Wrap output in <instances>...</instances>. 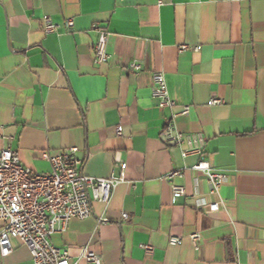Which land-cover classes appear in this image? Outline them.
Segmentation results:
<instances>
[{
  "label": "crops",
  "instance_id": "0c3cea01",
  "mask_svg": "<svg viewBox=\"0 0 264 264\" xmlns=\"http://www.w3.org/2000/svg\"><path fill=\"white\" fill-rule=\"evenodd\" d=\"M46 18L75 26L47 35ZM95 24L110 32L107 64L94 60ZM155 72L177 110L190 108L175 124L207 139L202 156L161 140L171 112L152 98ZM0 127V151L33 173L76 148L83 174L124 176L109 205L51 237L73 260L87 249L102 264H264V0H0ZM200 159L225 177L218 193L188 169ZM181 170L172 183L186 197L175 198L167 177ZM13 245L0 264H33Z\"/></svg>",
  "mask_w": 264,
  "mask_h": 264
},
{
  "label": "built area",
  "instance_id": "2783aa9c",
  "mask_svg": "<svg viewBox=\"0 0 264 264\" xmlns=\"http://www.w3.org/2000/svg\"><path fill=\"white\" fill-rule=\"evenodd\" d=\"M75 23L69 19L61 27L51 19L43 22L45 34H57L62 30L72 32ZM97 36L94 44V60L96 64H107L110 61L108 44L110 32L107 28L95 24L92 28ZM197 46L182 45L179 53L186 51L198 52ZM129 68L140 71V64L132 63ZM152 98L159 109L169 110L168 119L162 133L161 140L167 146H182L186 143L181 155L184 159L203 155L207 139L201 134H184L178 131L175 120L179 116L189 114L190 108L184 106L178 109L177 103L171 99L167 80L163 72L152 75ZM223 101L213 99L209 106L223 105ZM0 127V131H1ZM117 136L122 137L123 131L118 127ZM78 149L71 148L62 151L54 157L45 154L51 164L49 173H33L24 167L19 156L11 149L0 151V259H5L14 252V242L26 246L31 252L33 264H102L103 256L90 252L87 249L77 260H73L67 249H61L51 243V237L64 232L72 220H86L93 216L95 202L109 205L114 188L124 182V176H112L108 179L95 178L80 171L81 162L77 158ZM120 167L125 170L126 165ZM204 174L211 194L218 193L225 183V177L215 172L207 161L200 159L195 165L188 168ZM187 170V169H186ZM185 171H174L168 177L171 182L175 178H184ZM175 198H185L186 190L182 186L171 184ZM200 200H198L199 202ZM129 216L123 214V219ZM191 241L198 249L201 240L199 234L190 236ZM182 240L171 237L169 244L180 245ZM147 255H152L154 248L150 245H141Z\"/></svg>",
  "mask_w": 264,
  "mask_h": 264
}]
</instances>
